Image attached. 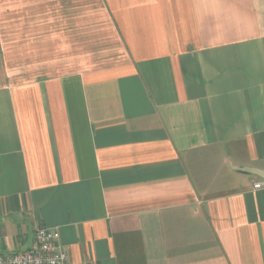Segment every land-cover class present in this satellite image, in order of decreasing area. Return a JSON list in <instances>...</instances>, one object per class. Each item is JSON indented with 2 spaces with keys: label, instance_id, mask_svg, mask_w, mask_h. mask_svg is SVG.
<instances>
[{
  "label": "crops",
  "instance_id": "0c3cea01",
  "mask_svg": "<svg viewBox=\"0 0 264 264\" xmlns=\"http://www.w3.org/2000/svg\"><path fill=\"white\" fill-rule=\"evenodd\" d=\"M246 168L264 0H0V255L46 225L70 264H264Z\"/></svg>",
  "mask_w": 264,
  "mask_h": 264
},
{
  "label": "built area",
  "instance_id": "2783aa9c",
  "mask_svg": "<svg viewBox=\"0 0 264 264\" xmlns=\"http://www.w3.org/2000/svg\"><path fill=\"white\" fill-rule=\"evenodd\" d=\"M262 182L254 184L261 188ZM0 264H70L58 229L42 225L35 232V243L25 251L0 255Z\"/></svg>",
  "mask_w": 264,
  "mask_h": 264
},
{
  "label": "water",
  "instance_id": "95a60500",
  "mask_svg": "<svg viewBox=\"0 0 264 264\" xmlns=\"http://www.w3.org/2000/svg\"><path fill=\"white\" fill-rule=\"evenodd\" d=\"M245 171L255 174L264 179V171L256 168H246Z\"/></svg>",
  "mask_w": 264,
  "mask_h": 264
}]
</instances>
